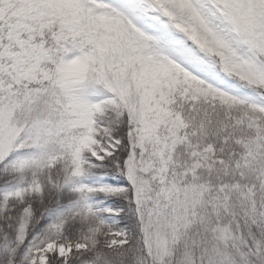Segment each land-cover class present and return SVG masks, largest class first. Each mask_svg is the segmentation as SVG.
<instances>
[{
	"label": "snow or ice",
	"instance_id": "6c2138e0",
	"mask_svg": "<svg viewBox=\"0 0 264 264\" xmlns=\"http://www.w3.org/2000/svg\"><path fill=\"white\" fill-rule=\"evenodd\" d=\"M0 264H264V0H0Z\"/></svg>",
	"mask_w": 264,
	"mask_h": 264
}]
</instances>
